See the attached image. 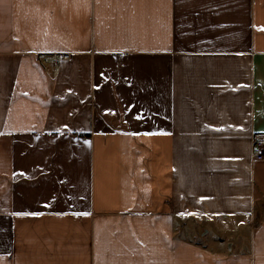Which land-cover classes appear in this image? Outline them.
I'll list each match as a JSON object with an SVG mask.
<instances>
[{
  "label": "crops",
  "instance_id": "crops-1",
  "mask_svg": "<svg viewBox=\"0 0 264 264\" xmlns=\"http://www.w3.org/2000/svg\"><path fill=\"white\" fill-rule=\"evenodd\" d=\"M254 135L264 0H0V264H264Z\"/></svg>",
  "mask_w": 264,
  "mask_h": 264
},
{
  "label": "built area",
  "instance_id": "built-area-1",
  "mask_svg": "<svg viewBox=\"0 0 264 264\" xmlns=\"http://www.w3.org/2000/svg\"><path fill=\"white\" fill-rule=\"evenodd\" d=\"M71 59V55L69 53H61V54H51L46 56L42 62L45 63H54V64H62ZM251 158L253 161H263L264 160V138L261 135H254L252 138V150H251Z\"/></svg>",
  "mask_w": 264,
  "mask_h": 264
},
{
  "label": "rangeland",
  "instance_id": "rangeland-1",
  "mask_svg": "<svg viewBox=\"0 0 264 264\" xmlns=\"http://www.w3.org/2000/svg\"><path fill=\"white\" fill-rule=\"evenodd\" d=\"M51 54H54V53H48V54H45V55H43V57H42V60H44V58L46 57V56H49V55H51ZM55 54H61V53H58V52H55ZM69 61V60H68ZM68 61H66V62H68ZM65 63V62H64ZM64 63H62V64H64ZM44 64V63H43ZM62 64H54V63H45L44 65H46V66H51V65H54V66H58V65H62ZM223 224V223H222ZM223 225H225V224H223ZM220 226V225H219ZM187 227H188V230L192 227L193 229H194V227H193V222L191 221V220H188V225H187ZM212 227H214V226H212ZM212 227H209V226H204L203 228L204 229H209V230H211V228ZM187 230V231H188ZM226 230H228V229H226L225 228V230H224V232L226 231ZM240 232H238V234H239ZM237 233L236 234H234V236H236L237 237V235H238Z\"/></svg>",
  "mask_w": 264,
  "mask_h": 264
}]
</instances>
